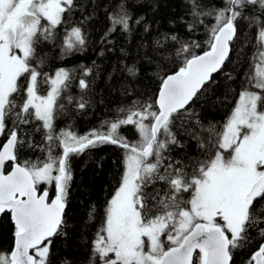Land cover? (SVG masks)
<instances>
[{
	"label": "snow or ice",
	"instance_id": "obj_1",
	"mask_svg": "<svg viewBox=\"0 0 264 264\" xmlns=\"http://www.w3.org/2000/svg\"><path fill=\"white\" fill-rule=\"evenodd\" d=\"M121 38L107 72L51 66ZM106 146L115 186L73 251V162ZM0 217V264H264V0H0Z\"/></svg>",
	"mask_w": 264,
	"mask_h": 264
},
{
	"label": "trees",
	"instance_id": "obj_2",
	"mask_svg": "<svg viewBox=\"0 0 264 264\" xmlns=\"http://www.w3.org/2000/svg\"><path fill=\"white\" fill-rule=\"evenodd\" d=\"M99 32L95 34L98 38ZM124 41L121 38L117 45L116 52L106 53L105 58L98 57L97 50L99 45H94L93 50L84 56H76L67 61H54L52 67L59 66L61 63L68 66L78 64L81 61L90 63L91 60H103L102 68L107 72L112 65L116 63L120 55L118 48ZM134 55V52H133ZM219 84L216 86V91L213 95H221L225 80L217 74ZM101 88L104 87V81L99 82ZM210 116L216 118L223 117L228 107H212L209 105L207 109ZM102 115L100 110H97L96 115L89 116L77 122L78 129L81 133L86 132L89 128L97 124L98 119ZM131 133H129L130 135ZM120 159V150L113 146H106L96 150L94 153L86 155L80 159H74V179L70 191V204L68 210L69 219V240L67 243L72 245L73 251H82L85 248V242L89 241L95 234L96 227L103 210L106 200L111 196L115 186L114 177L116 175V162ZM95 209L96 221L89 222L88 214ZM12 231L11 221L6 217H0V242L7 245L10 240ZM56 248L66 250V242L61 240L56 241Z\"/></svg>",
	"mask_w": 264,
	"mask_h": 264
}]
</instances>
